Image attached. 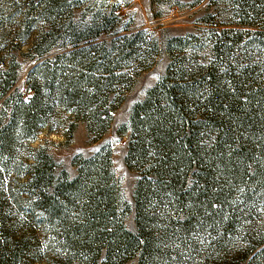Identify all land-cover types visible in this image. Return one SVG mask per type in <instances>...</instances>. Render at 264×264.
<instances>
[{"label": "trees", "instance_id": "16d2710c", "mask_svg": "<svg viewBox=\"0 0 264 264\" xmlns=\"http://www.w3.org/2000/svg\"><path fill=\"white\" fill-rule=\"evenodd\" d=\"M228 1L233 11L220 22L226 29L207 33L208 65L182 68L185 59L172 58L132 109L125 164L138 176L136 233L123 225L110 149L75 157V177L63 172L56 180L54 162L41 151L32 160L30 203L0 221V264L167 258L182 238L206 235L246 179L264 174V0ZM144 34L99 30L100 42L76 45L82 35L30 70L32 95L2 103L9 121L0 124V162L9 164L61 112L101 140L128 81L149 66L153 52L138 43Z\"/></svg>", "mask_w": 264, "mask_h": 264}, {"label": "rangeland", "instance_id": "374dc122", "mask_svg": "<svg viewBox=\"0 0 264 264\" xmlns=\"http://www.w3.org/2000/svg\"><path fill=\"white\" fill-rule=\"evenodd\" d=\"M232 11L228 0L218 6L213 5V0H0L2 126L9 121V116L3 115V101L9 99L11 106L32 95L27 73L50 55L71 49L82 35L87 39L76 45L100 42L105 36H97L99 30L118 37L140 31L145 36L140 38L139 46L153 52L148 68L136 71L128 81L111 115L110 128L101 140L93 142L84 123L73 122L61 112L34 138L26 140L9 164L6 159L0 162V221L4 213L30 203L34 176L31 165L35 156L42 157L39 152L54 162L52 175L56 180L63 172L70 179L75 177L76 168L71 164L75 157L87 159L108 148L123 225L135 234L138 176L125 164L132 109L165 75L172 58H184L182 68L208 65L207 33L226 29L220 22ZM216 14L221 18L214 20ZM5 216L13 222V214ZM20 220L28 222L24 217ZM171 251L167 258H149L148 264H264V174L246 179L234 204L223 208L221 220L206 235L182 238ZM124 264H139V254Z\"/></svg>", "mask_w": 264, "mask_h": 264}]
</instances>
